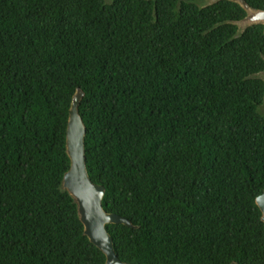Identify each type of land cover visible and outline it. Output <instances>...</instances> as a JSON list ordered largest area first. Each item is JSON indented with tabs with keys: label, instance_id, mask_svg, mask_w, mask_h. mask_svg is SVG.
<instances>
[{
	"label": "trees",
	"instance_id": "obj_1",
	"mask_svg": "<svg viewBox=\"0 0 264 264\" xmlns=\"http://www.w3.org/2000/svg\"><path fill=\"white\" fill-rule=\"evenodd\" d=\"M247 14L0 0V264H105L63 186L77 88L89 176L134 225H106L122 261L264 264V24L238 36Z\"/></svg>",
	"mask_w": 264,
	"mask_h": 264
},
{
	"label": "water",
	"instance_id": "obj_2",
	"mask_svg": "<svg viewBox=\"0 0 264 264\" xmlns=\"http://www.w3.org/2000/svg\"><path fill=\"white\" fill-rule=\"evenodd\" d=\"M219 0H208L215 3ZM239 3L248 14L241 20L234 21L238 25L237 35L250 25L264 24V9H253L246 0H232ZM84 91L77 88L73 95L67 125L66 145L70 157V167L63 178L64 188L73 196L77 203L78 213L84 224V233L106 255L105 264H135L122 261L114 248L113 238L107 229L109 223H122L134 226L127 217L114 212H108L103 206L106 188L102 184L94 183L88 173L85 154L86 126L79 113ZM256 202L262 212L264 221V191L256 197ZM232 264H239L232 262Z\"/></svg>",
	"mask_w": 264,
	"mask_h": 264
},
{
	"label": "rangeland",
	"instance_id": "obj_3",
	"mask_svg": "<svg viewBox=\"0 0 264 264\" xmlns=\"http://www.w3.org/2000/svg\"><path fill=\"white\" fill-rule=\"evenodd\" d=\"M205 2H206V1H205ZM204 4H205V3H204ZM257 76H258V77H261V78L264 79V72L261 73V74H258ZM260 111H261V112H264V103H263L262 106L260 107Z\"/></svg>",
	"mask_w": 264,
	"mask_h": 264
}]
</instances>
